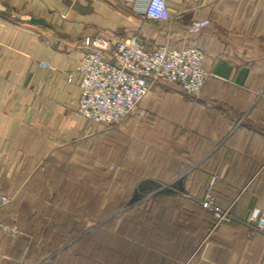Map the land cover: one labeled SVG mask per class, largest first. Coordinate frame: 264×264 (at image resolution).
<instances>
[{"label": "crops", "instance_id": "crops-1", "mask_svg": "<svg viewBox=\"0 0 264 264\" xmlns=\"http://www.w3.org/2000/svg\"><path fill=\"white\" fill-rule=\"evenodd\" d=\"M146 2L0 0V192L21 197L58 152L87 170L116 172L144 163L150 154L157 169L151 174L172 186L187 179L185 200L197 204L212 186L216 203L235 216L207 226L200 205L202 214L193 213V204L183 207L176 218L182 222L170 229L189 252L182 264H264V235L244 223L254 208L264 210V0H167L172 18L163 22L144 17ZM204 19L210 25L191 34L192 22ZM98 36H139L149 50L198 46L208 73L199 99L178 84L161 83L142 102V115L126 118L123 127L85 119L78 113V66L89 52L86 39ZM149 123H167L173 140L181 142L177 154L187 163L182 176V166L164 170L155 155L133 149L132 132ZM10 210H0V223L24 234ZM12 238L0 237V264H9L11 246L27 242Z\"/></svg>", "mask_w": 264, "mask_h": 264}, {"label": "rangeland", "instance_id": "rangeland-1", "mask_svg": "<svg viewBox=\"0 0 264 264\" xmlns=\"http://www.w3.org/2000/svg\"><path fill=\"white\" fill-rule=\"evenodd\" d=\"M152 90L153 89H151L150 93L152 92ZM149 97L151 98V96ZM189 97L193 99H199V96ZM162 103L164 102L162 101ZM159 112L163 116L167 117V114L163 109L162 112L161 109L159 110ZM141 113H143L142 109H139L132 116H141ZM123 126L124 123L116 128H120ZM133 134L136 139L135 147L133 149L137 152L140 151L139 149H142L143 156L147 151H149L152 155H155L156 160H159L161 162L160 164L164 168V170H168L167 168L169 167V164H171V159H168L166 156L161 157V155L166 154L175 157L176 154L180 153L179 151H181L183 148L181 142L180 144H176V142L173 140V137L171 136V133L167 128V123H160L156 128L153 124L150 123L148 125H142V128L135 133L132 132V135ZM63 154L65 156L67 155L65 153ZM175 165L178 166L179 162L172 161V164L170 165L172 167L171 169H173V166ZM46 167L44 166V168H41L43 172L42 176L44 182H47L46 180H50L48 175L50 173L47 172V170L45 169ZM141 167H147L146 169L152 168L147 164L138 166V168ZM126 169L133 168L127 166ZM112 171L113 178H107L109 179L107 181V184L111 191L106 199L109 204L117 206L121 198H127V195L131 190L130 184H133V180L127 179L125 174L126 172L124 171L116 172L114 170H107V172H100V185L102 184L101 181H105L102 178V175L109 176L111 175ZM166 173L167 172H165L164 174ZM44 176H48V178L45 180ZM112 181H115L116 184H113ZM101 188L102 186H100V189ZM162 190L170 191L173 194H171L172 198L169 199V202L163 204L161 203L163 200V197L161 196L160 202L155 206L157 207V209L153 210V214H148L150 213V208L154 205V201H156L158 196L162 195V193H166ZM158 191L162 192L161 194L159 193L157 197H155ZM150 192L148 195H146V197H143L139 203L131 207L132 209L134 208L135 214H121V212L126 210L132 211L128 210L127 208L119 210L118 213L111 214L106 218L97 216L98 214H95V212H93L92 214H88L89 217L86 219L83 214H78L79 217L84 218L83 222L79 223V226L82 224L81 228H84V233L76 239L85 236V232H87L91 227L93 228L89 230L91 231L90 233L97 230L99 227H102L104 225L105 227L96 234L94 233V235L92 236L94 238L91 242L82 244L80 248L76 250L81 252V255L79 254L80 259H76V256L74 257L73 254L69 253L67 254V256L61 258V260L63 259L70 261L72 259H75L77 264L79 262L80 264H167L168 261H170V264H182L184 259L186 258L187 253L185 255L183 248L181 246H177L176 243H174L175 238L171 240L168 239L167 237L169 236H167L168 234H166L163 229L174 228L178 226V221H180V223L182 222L183 219L176 220V218L179 217L177 214H183L180 211L183 207L189 209L191 208V204H193L195 209L199 211L200 207H198V205L202 207L199 201L206 196L204 194L202 198H199L197 200V204L190 203L189 201L185 200V197L188 195L187 193H183L180 190H177L168 182L161 183L158 189L156 187V190H153L151 193ZM39 195L41 197H39ZM45 196L46 193L43 186L37 187L33 191L29 189L25 193L24 191H22V196L18 197V199H14V202L6 208L7 210L11 209L10 211H8V214H11L13 218L17 216V220H20L22 222L25 238L27 236L28 239V242H23L24 245L22 243V246L16 245L15 248L14 245L13 247H10V249L8 250V254H11L12 257L8 256L10 258V260L8 261L9 264H18L20 261H25L27 264H45L48 262L49 257H45V254L49 249H41L43 247L42 243H44L46 240L45 245H49V240L51 239L52 243V239L57 234H50L46 239H44L46 237L44 231L49 227L46 226L45 222L42 221V206L47 199V196ZM167 207H169L170 210ZM218 207L221 208L219 205ZM221 209L223 211H226L232 208ZM204 210H206L205 214H212L209 210ZM197 211H193V213L202 214V212ZM71 215L74 214H66V217L68 218ZM59 222L61 225L65 226L63 217L60 218ZM70 224L73 225L74 222L71 221ZM217 226L218 224L216 222L215 227ZM60 250H56V254L60 253ZM63 250L64 249H62V251ZM83 252L85 253V255L83 254Z\"/></svg>", "mask_w": 264, "mask_h": 264}, {"label": "built area", "instance_id": "built-area-1", "mask_svg": "<svg viewBox=\"0 0 264 264\" xmlns=\"http://www.w3.org/2000/svg\"><path fill=\"white\" fill-rule=\"evenodd\" d=\"M143 15L148 20L168 21L172 18L167 0H147ZM210 21L194 20L191 34H199ZM86 53L78 66L81 76L78 113L87 120L108 127H118L135 114L156 84H178L185 94L197 97L208 73L203 63L205 54L198 46L175 50L169 46L155 50L145 48L139 36L124 39L87 38ZM51 68L47 63H40ZM212 186L199 202L209 210L218 225L235 219L232 209L223 211L216 204ZM13 198L0 192V210L10 206ZM245 224L264 235V210L254 208ZM16 237V227L0 223V236ZM2 254L0 253V257Z\"/></svg>", "mask_w": 264, "mask_h": 264}, {"label": "trees", "instance_id": "trees-1", "mask_svg": "<svg viewBox=\"0 0 264 264\" xmlns=\"http://www.w3.org/2000/svg\"><path fill=\"white\" fill-rule=\"evenodd\" d=\"M178 155L179 154H176L175 156L176 158H175L170 155L162 154L161 157L166 156L168 159H171V164H172V161L179 162L178 166L179 167L182 166V169L180 171V174L182 176V174H184V171L186 170L187 163L185 159H183L182 156H178ZM151 157L153 156L149 154L146 156L144 163L137 164V165H131V166L129 165V167L133 169H127L125 174H126L127 179L133 180V184H130L131 190L129 194L127 195V198H121L118 202V205L116 204L117 206H113L109 204V202H107V199H106L107 196H109L110 191H111V189L109 188L107 184V181L109 180L107 178H110V177L113 178V175H112L113 171L111 172V175L109 176L102 175V178L105 181H101L102 184L100 185L99 179L101 178L100 172L102 170L100 169L99 170L98 169H90V170L88 169L87 170L86 168L74 165L71 161V157L69 154L65 156L63 153L58 152V154H56V157L50 158L44 163V166L45 167L47 166L45 169L47 170V172L50 173L48 174L50 180H46L48 176H44L47 182L43 181V176H42L43 172H42V169H40L39 171L36 172V174H34V176L28 182V184L24 188V193L29 189L33 191L37 187H41V186H43V188L45 189L47 199L42 206V209H43L42 219L43 220L42 219L41 220L45 222L46 226H49V227L47 230L44 231V234L46 236L44 239H46L48 235L50 234H53V233L57 234L52 239V243H51V239L49 240V243H50L49 245H45L46 240L44 243H42L43 247L41 249L43 250L49 249L47 253L45 254V257H49V260L45 264H66L65 262H63V259L61 260V258L67 256V254L69 253L73 254L74 257L76 256L75 257L76 259H80L81 252L76 251V250H78L82 244L86 242L87 243L91 242L94 238L92 237L94 233L96 234L97 232L101 231V229L105 227V225L102 227H99L97 230L93 231L92 233H89L79 239H76L79 236L83 235L84 233L83 231L84 228H81L82 224L79 226V223L83 222L84 218L79 217L78 214H83V216L86 219L89 217L88 214H92L93 212H95V214H98L97 216H102L103 218H106L110 216L111 214H116L118 213L119 210H122L125 208H127L128 210H132V211L126 210V211L121 212V214H135L134 208L133 209L131 208L133 205H136L137 203H139L140 200L143 197H146V195H148L150 191L152 192L153 190H156V187L158 189L161 183L168 182V180L164 176L158 177V176H155V174H151L150 171L153 168V164H151L152 163ZM143 164H147L152 168L151 169L150 168L146 169L147 167L138 168V166H143ZM171 164H169V167L167 169L172 168L170 166ZM178 166L176 167L178 168ZM154 169L155 171L157 170L155 167L153 168V170ZM150 177H153V178H150ZM185 182H187V179ZM185 182L184 181L180 182L172 187L176 188L177 190H180L183 193L184 192L186 193ZM112 183L116 184L115 181H112ZM100 186H102L101 189H100ZM207 189L208 187L205 188L202 196H204ZM162 191H158L155 197H157L159 193L161 194ZM163 192H166V193H162V195L158 196L156 201H154V205L150 208V213L148 214H153V210L157 209V207L155 206L157 205V203L160 202L161 196L163 197V200L161 202L163 204L169 202V199L172 198L173 194L170 191L165 190ZM39 197L41 196L39 195ZM167 208L170 210L169 207ZM50 214L54 216H51ZM66 214H74V215H71L70 217L67 218ZM139 214H144V213H139ZM207 216H209L206 222L207 226L210 225L209 223H211V225L213 226V224L216 223V220L213 214H210V215L207 214ZM61 217H63V222H65L64 223L65 226L61 225L59 222ZM71 221L74 222L73 225L70 224ZM108 225H109V222H108ZM8 226L16 227L12 225H8ZM170 229L171 228L163 229V231L166 234H168L167 236H169V237L167 236L166 237L170 240L175 238L174 243H176L177 246H181L182 241H181L180 235L171 234ZM18 232L19 234L16 237L10 236V238L12 237H13L12 239L23 238V240L28 242L27 236L25 238V235L22 232H20L19 229H18ZM3 236H9V235L3 234L0 237H3ZM69 243H72V244L66 247L60 253L56 254L57 252L56 250L62 249L63 247L67 246ZM186 253L187 252H185V255ZM83 254L85 255L84 252ZM188 255H189V252L187 253L186 257H188ZM18 264H27V263L25 261H20ZM78 264H80V262Z\"/></svg>", "mask_w": 264, "mask_h": 264}]
</instances>
